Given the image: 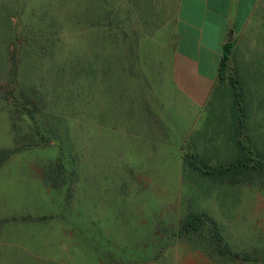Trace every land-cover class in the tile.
Returning a JSON list of instances; mask_svg holds the SVG:
<instances>
[{
	"label": "rangeland",
	"instance_id": "rangeland-1",
	"mask_svg": "<svg viewBox=\"0 0 264 264\" xmlns=\"http://www.w3.org/2000/svg\"><path fill=\"white\" fill-rule=\"evenodd\" d=\"M147 4L0 0V73L10 66L24 84L22 97L54 91L49 108L67 121L80 175L71 197L45 181L59 155L55 142L18 152L0 167V264H214L178 236L189 211L215 220L235 251L264 246V192L213 183L184 160L198 154L218 166L233 159L232 96L222 106L210 103L209 120L181 157L134 155L132 102L124 96L138 78L124 74L155 67L147 54ZM259 16L235 60L249 108L246 133L264 151V12ZM2 82L0 150L14 147L12 117L20 129L28 126L12 114L22 99Z\"/></svg>",
	"mask_w": 264,
	"mask_h": 264
},
{
	"label": "crops",
	"instance_id": "crops-1",
	"mask_svg": "<svg viewBox=\"0 0 264 264\" xmlns=\"http://www.w3.org/2000/svg\"><path fill=\"white\" fill-rule=\"evenodd\" d=\"M147 5L152 15L147 54L155 67L124 74L138 78L129 85L131 95L124 96L125 103L132 102L133 151L136 157L179 158L185 142L201 133L210 103L222 106L231 96L232 86L221 77L225 47L235 42V57L240 39L263 14L264 0H151ZM174 164L179 176L181 160Z\"/></svg>",
	"mask_w": 264,
	"mask_h": 264
},
{
	"label": "trees",
	"instance_id": "trees-1",
	"mask_svg": "<svg viewBox=\"0 0 264 264\" xmlns=\"http://www.w3.org/2000/svg\"><path fill=\"white\" fill-rule=\"evenodd\" d=\"M23 39L28 42V38ZM235 46V42L226 45L221 62L222 80L228 81L232 86L233 103L230 105L229 112L232 120L231 130L234 129L235 155L228 163L218 166L210 164L198 154L186 155L184 160L189 163L192 170L213 183L231 187L250 186L264 192V151L246 133L249 108L244 83L236 67ZM0 75H2L0 83L3 81L2 83L5 82L6 86L13 89L11 96L16 101L22 99V106H16V111L12 114L28 123V126L21 123L25 128L22 130L19 128V122L12 117L14 147L0 150V167L18 152L47 147L55 142L59 146V155L53 163L48 165L44 179L52 189L64 190L69 194L68 197H71L80 177L79 156L72 152L75 141L70 128L66 125V119L50 109L55 100L48 101V99L55 97L52 94L54 91L43 90L40 96L22 97L24 84L17 79L16 75H13L10 66L6 65ZM18 93L19 95L16 96ZM178 236L185 239L191 247L203 252L214 264L228 262L264 264V246L252 251H235L222 234L217 222L206 214L187 212L180 221Z\"/></svg>",
	"mask_w": 264,
	"mask_h": 264
}]
</instances>
